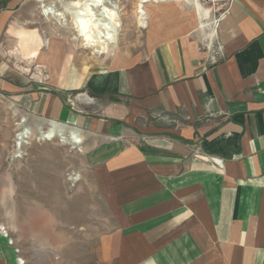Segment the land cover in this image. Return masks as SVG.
Masks as SVG:
<instances>
[{
	"label": "crops",
	"instance_id": "obj_1",
	"mask_svg": "<svg viewBox=\"0 0 264 264\" xmlns=\"http://www.w3.org/2000/svg\"><path fill=\"white\" fill-rule=\"evenodd\" d=\"M48 1L0 0V96L33 129L80 133L83 170L116 220L91 264H264V0H230L210 33L131 60L117 46L84 63L50 41L41 52L56 78L36 85L7 50L34 58L18 32L38 30L12 23ZM7 239L0 264H19Z\"/></svg>",
	"mask_w": 264,
	"mask_h": 264
},
{
	"label": "rangeland",
	"instance_id": "obj_2",
	"mask_svg": "<svg viewBox=\"0 0 264 264\" xmlns=\"http://www.w3.org/2000/svg\"><path fill=\"white\" fill-rule=\"evenodd\" d=\"M139 1L120 2L122 27L115 53L124 52L130 60L144 54L145 46L149 43L173 40L183 34L194 39L204 30L206 34L210 33L208 29L217 23L230 2L198 0L202 6L201 16L195 4L197 0L170 3L168 6L163 3L159 7L157 4H147L149 27L142 28L137 14ZM20 13L28 14L27 17L20 15L12 25L25 32L36 29L41 35H38V31L32 34L18 32L19 37L26 36L24 45L30 48V52L35 56L42 53L32 65L28 64L30 57L25 49L27 59L24 64L12 58L15 63L12 67L28 81L46 85L56 78L50 66L44 63L48 52V49L41 52L45 39H50L52 46L60 48L61 56L70 54L73 60L91 63L105 57L92 54L80 42L70 41L71 31L48 21L49 17L41 15L36 2ZM153 13L158 16L152 20ZM174 25L176 30H181L180 33L170 32ZM151 28L159 32L152 34ZM204 42L208 51L215 48L210 40ZM22 44L19 40V47H23ZM11 48L7 51L12 50V53L14 45ZM19 65L30 68L31 73L23 74L18 70ZM34 74L40 76L41 80L34 79ZM24 119L27 120L25 125L29 126L28 118L16 112L12 100L0 96V226L7 229V240L20 250L18 259L24 260L25 264H91L89 253L96 242L114 228L116 220L113 213L107 209L83 170L81 147L72 149L71 146H62L57 139L41 141L38 139L40 127H31L32 138L22 154L17 151L16 135L21 132V120Z\"/></svg>",
	"mask_w": 264,
	"mask_h": 264
},
{
	"label": "bare ground",
	"instance_id": "obj_3",
	"mask_svg": "<svg viewBox=\"0 0 264 264\" xmlns=\"http://www.w3.org/2000/svg\"><path fill=\"white\" fill-rule=\"evenodd\" d=\"M186 1L140 0L137 9L139 26L142 28L149 27L148 21L150 17L148 13L150 12L146 9L147 4H157L159 7L163 3L167 5L170 3L182 4ZM120 2L121 0H49L48 2H40L38 9L42 16L46 15L49 17L48 21L54 22L57 27L71 31L69 36L70 41L80 42L83 48L90 50L92 54L103 56L112 54L118 46L119 32L122 27ZM41 4H45L43 9L41 8ZM195 4L198 8V15L201 16L202 6L198 3V0ZM43 43L44 47L50 46L49 39H45ZM11 54L21 64L25 63L26 59L22 58L19 49H15ZM39 54L40 52L28 64L32 65ZM18 70L24 74L31 73V69L24 68L23 65H19ZM33 78L40 79L41 77L34 74ZM80 100L87 101V98L81 96ZM25 123L23 121V124ZM38 132L39 140L53 141L57 139L62 146H71L72 149H76L74 147L76 143H81V140L77 136L79 132L76 129H69L59 124L51 125L45 129L40 127ZM26 134L28 135V133ZM19 153L22 154V151H19ZM2 230H6V232L4 233ZM0 233L9 238V233L6 228L0 226ZM6 233L8 236L5 235Z\"/></svg>",
	"mask_w": 264,
	"mask_h": 264
},
{
	"label": "built area",
	"instance_id": "obj_4",
	"mask_svg": "<svg viewBox=\"0 0 264 264\" xmlns=\"http://www.w3.org/2000/svg\"><path fill=\"white\" fill-rule=\"evenodd\" d=\"M44 6H45V4H41V8L42 9H43ZM23 121L24 122H27L26 119L22 120L21 126H23V128H22L21 132H19L16 135V147H17V151L18 152L19 151H22L24 149V147L28 144V140H30L32 138V136H33V131L31 129V127H29V126L25 127L26 126L25 125L26 123L23 124ZM26 133H28V135ZM77 136L79 137V140H81V143H82V138H81L80 133ZM81 143L80 142L79 143H76V145L74 147L77 148L78 145L81 144ZM2 232L5 233L6 230H2ZM5 235L8 236L7 233ZM9 244L11 246H14V243L12 241H10ZM15 252H16L17 255H20V250L19 249H15ZM18 262H19V264H25V261L24 260H21L20 258L18 259Z\"/></svg>",
	"mask_w": 264,
	"mask_h": 264
}]
</instances>
